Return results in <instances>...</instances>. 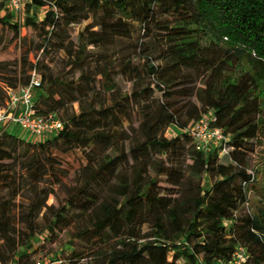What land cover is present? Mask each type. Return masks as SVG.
Listing matches in <instances>:
<instances>
[{"label": "trees", "instance_id": "16d2710c", "mask_svg": "<svg viewBox=\"0 0 264 264\" xmlns=\"http://www.w3.org/2000/svg\"><path fill=\"white\" fill-rule=\"evenodd\" d=\"M27 5L46 9L42 19L26 16L22 26L37 36L39 50H62L65 69L54 74L39 60L28 68L0 60V108L3 87L27 85L35 69L41 76L36 110L57 114L63 128L42 142L0 136V264H35L33 239L60 231L71 251L57 264H217L239 247L248 255L244 264H264V208L254 212L248 199L256 183L249 158L264 141V0ZM89 20L71 42V27ZM22 26L0 3V27L11 41H22ZM135 27L140 62L112 59L108 49L131 38ZM119 82L128 91L121 94ZM173 104L169 118L180 135L150 140L161 110ZM208 113L228 138L222 157L218 149L197 151L185 132ZM77 150L85 164L74 182L48 186L50 170L68 178L59 158ZM205 178L210 187L202 195L162 202L161 183L200 186ZM40 183L46 186L23 195ZM54 185L65 195L57 207L47 204Z\"/></svg>", "mask_w": 264, "mask_h": 264}, {"label": "rangeland", "instance_id": "374dc122", "mask_svg": "<svg viewBox=\"0 0 264 264\" xmlns=\"http://www.w3.org/2000/svg\"><path fill=\"white\" fill-rule=\"evenodd\" d=\"M5 7L7 6L6 0H0ZM4 15V12L1 13ZM43 11L36 8H28V5L24 8V11L21 13V22H17L21 26L24 23L26 16H35L37 20L43 18ZM12 21L15 22V19L12 17ZM89 21H83L79 24L73 25L70 30L71 42L76 40L77 34L82 30ZM134 34L131 38L117 40L114 46L108 49L112 59L119 58H131L134 62H140L141 52L137 50V42L141 35L137 34V28L134 29ZM158 37L163 36L162 34H157ZM13 36L6 29H1L0 27V38L2 39V45L0 47V60L3 62H16L19 66H24L25 68L29 67V64L34 61L39 60L42 66H46L51 73L60 74L65 69L66 57L62 50H56L54 48H47L44 51L39 50V40L37 36L33 33L30 27H21V37L22 41L15 43L11 41ZM225 42V41H223ZM221 43L224 45V43ZM95 53L94 50L90 51ZM26 59V64L24 60ZM129 85L124 82H119V89L121 94L128 91ZM39 92L36 93V98L38 97ZM106 99L108 95L104 94ZM177 104L165 106L153 125L152 131L150 133V140H153L159 136L160 133H164L167 138H174L180 135V132L177 130L175 125L171 122L169 118V112L175 108ZM72 109L77 112L78 106L74 104ZM190 116H193L191 112H187ZM57 115V114H56ZM58 116V115H57ZM10 134L16 135L23 140L29 139L28 135L20 130L17 126H11L9 128ZM30 140V139H29ZM31 142L34 143V139L31 138ZM62 161V170L66 172L68 178L66 179L63 175L59 173H54L53 170H50L52 174V180L48 183V186L54 184L55 182H60L61 184L71 185L73 177L76 172L85 164L84 158L80 151H74L67 155H61L59 158ZM250 169L254 171L256 177V183L253 189L248 193L249 207L256 212L260 208H264V141L256 148L254 154L249 158ZM111 170L116 173L120 170L119 164L114 162L111 165ZM46 185L43 183L33 184L23 193L25 197L31 196V190L36 191L43 189ZM163 188V194L161 200L164 205L169 206L170 202L175 197L182 199L195 198L207 190L210 187V180L205 178L203 183L200 186L189 185L182 181H168L161 183ZM51 190L53 195L49 196L48 205L58 206L60 201L64 200L63 188L57 185H54ZM24 200V198L22 199ZM120 215L122 212L120 211ZM151 223H145L143 230L144 232L150 227ZM69 236L66 231H60L56 236L48 237L47 233L44 232L40 235H37L31 242L29 253L32 254V260L34 263L49 264L54 260L61 259L66 260L68 254L71 251Z\"/></svg>", "mask_w": 264, "mask_h": 264}, {"label": "built area", "instance_id": "2783aa9c", "mask_svg": "<svg viewBox=\"0 0 264 264\" xmlns=\"http://www.w3.org/2000/svg\"><path fill=\"white\" fill-rule=\"evenodd\" d=\"M30 3L31 0H6V7L15 22L20 23L22 20L21 13ZM49 6L57 13L54 4ZM45 9H41L43 13ZM35 63L36 61L33 62V64ZM3 89L6 98L4 105L0 108V136L5 132L8 133L11 126H17L28 135L29 139L33 138L34 142H42L54 137L62 130L63 123L55 114L42 115L36 110L35 96L41 89V76L35 69L29 73L27 85H18L15 88L4 86ZM216 122V117L213 114H204L185 132L192 139L197 151L207 154L213 149H218V155L222 157L227 154L226 143L228 138L224 136L221 129L216 127ZM247 259L246 250L239 247L230 261H219L217 264H244ZM49 264H57V262Z\"/></svg>", "mask_w": 264, "mask_h": 264}, {"label": "crops", "instance_id": "0c3cea01", "mask_svg": "<svg viewBox=\"0 0 264 264\" xmlns=\"http://www.w3.org/2000/svg\"><path fill=\"white\" fill-rule=\"evenodd\" d=\"M8 132H9V130H8ZM29 139H27L26 141H28ZM29 141H32L31 139L29 140ZM35 141V140H34Z\"/></svg>", "mask_w": 264, "mask_h": 264}]
</instances>
